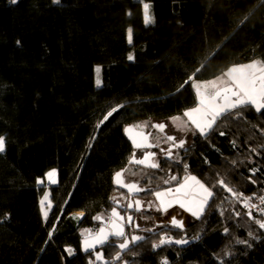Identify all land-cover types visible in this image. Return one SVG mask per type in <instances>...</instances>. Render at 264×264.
Masks as SVG:
<instances>
[{
  "label": "trees",
  "instance_id": "1",
  "mask_svg": "<svg viewBox=\"0 0 264 264\" xmlns=\"http://www.w3.org/2000/svg\"><path fill=\"white\" fill-rule=\"evenodd\" d=\"M249 62L264 65V0H0V264H96L82 242L132 155L124 128L185 116L194 80ZM192 164L222 208L192 246L148 244L130 264H264V229L241 204L264 191V109L221 117ZM53 169L57 184L40 186ZM103 252L121 262L115 246Z\"/></svg>",
  "mask_w": 264,
  "mask_h": 264
},
{
  "label": "flooded vegetation",
  "instance_id": "2",
  "mask_svg": "<svg viewBox=\"0 0 264 264\" xmlns=\"http://www.w3.org/2000/svg\"><path fill=\"white\" fill-rule=\"evenodd\" d=\"M252 63L253 62H249V64ZM256 65L257 68L264 67L262 64ZM244 66L242 70L232 72L231 76L225 73L228 76V82L226 84L218 86L215 90H201L200 98L202 101L212 110L217 111L223 109L226 105L234 103V100L237 101L246 96L247 93L237 88V84L239 83L247 86L245 76L251 73L253 69ZM259 75H261V73L258 72L257 76ZM230 88H237L240 93L239 96H233L231 91L227 90ZM215 94H218L217 99L211 100L209 97ZM196 97L198 98L197 94ZM198 104L199 101L197 99V103L194 106ZM248 105L252 106L251 103H248L240 107ZM185 118L187 117L185 116ZM144 122L146 124L148 123L146 127L144 126ZM160 124L165 126L163 130L157 127V125ZM137 128L144 130L149 134V137L146 139L139 138L136 142L146 143L149 146L136 148L131 144L133 149L130 159L134 158L135 162L131 163L129 159V162L122 168L123 183L125 185H136V190H130L128 187L127 190L115 189L117 192L112 196V208L109 214L103 216V220L99 221L98 231L113 220L125 227V237L118 239V241L123 242L122 244L127 243L128 249L126 252H121V250L115 246L119 250L116 257L117 259L121 258V262L118 264H122L123 262L130 264L139 256L141 249L148 244H150L154 250L162 246H174L179 249H187L200 239V234H197L196 231L197 227L207 219L209 213L213 209L218 211L222 208V205L216 202L217 194L215 190L194 171L192 164L193 151L200 137L207 138L215 127L204 136L188 118L184 125L179 123L176 124L172 121V118H170L162 121H143V127ZM169 137H175V139L170 140L168 139ZM181 140L185 142L184 147H174V145H178ZM169 150H171V156L167 155ZM146 153L155 154L151 157L150 163H156L159 167L153 168L149 163H146L147 165L137 163V161L144 159ZM192 176L201 181L213 193L212 197L209 198L208 204L205 206L204 213L199 218L193 216L185 208H181L174 202L176 198L182 197V193L177 194L175 192V189L179 187L181 183H185L187 180L190 186L194 185L193 181L187 179ZM173 177H175V179H173ZM169 188L173 189V192L169 193L163 199L166 202L173 201V204L172 207L168 208L167 212H165L161 206L160 198L156 197L155 193L166 192ZM194 195L199 199V194L194 193ZM129 205H131V207H129ZM114 211L118 214L117 217L113 216ZM173 216L176 220L182 221V228L171 223ZM119 217L123 219H119ZM129 217H131V222H129ZM136 236L142 237L143 239L133 240V237ZM162 238H170L172 241L187 240L190 244L185 247H178L174 242L160 245V240ZM115 240L116 239L111 238L105 245L101 246L99 250H103L105 246H114L111 245L110 242ZM194 240L197 241L193 242ZM157 245H159V247H156ZM113 262L112 259V264Z\"/></svg>",
  "mask_w": 264,
  "mask_h": 264
},
{
  "label": "snow or ice",
  "instance_id": "3",
  "mask_svg": "<svg viewBox=\"0 0 264 264\" xmlns=\"http://www.w3.org/2000/svg\"><path fill=\"white\" fill-rule=\"evenodd\" d=\"M11 2L16 3L17 0H11ZM54 2H58V0H54ZM149 7L150 6L148 3H145L143 5L144 22L146 24L152 22V17L148 13ZM131 35H132V30L129 29L128 30L129 40H131ZM17 43H19V41ZM128 59L132 60L133 57L130 55ZM245 67H251L253 71L245 76V80H247V86H244L238 83L237 88H239L242 91H245L247 93L246 96L238 99L233 104H231L229 107L217 110L215 113L203 107V105L201 104V101L199 100V103H200L199 107H196L184 113V115H186L191 120L192 124L195 125L196 129H198L200 133H204L206 130H211L213 128V124L215 123L220 113L226 112L229 109H235L238 106L245 105L248 103L255 105L256 110H260L261 108H264V67L257 68V65L255 62ZM258 72L261 73V75L257 76ZM99 83L100 81L97 80V85H99ZM237 88H230L227 90L231 91L233 96H239L240 93L237 90ZM113 111L115 112L116 110L114 109ZM112 115L113 113L111 112L108 113L109 117ZM104 119L107 120L108 117H105ZM157 127L163 130L165 126L163 124H160V125H157ZM129 131H131V129H129ZM220 134L223 135V133H220ZM168 139L170 140L175 139V137H169ZM184 143L185 142L181 140L180 143L178 145H174V147L183 148ZM148 146L149 145H147L146 143H140V142L135 143L136 148L148 147ZM5 147H6L5 137L0 136V154H2L5 151ZM154 155H155L154 153H146L144 159L137 161V163H140V164L149 163L151 167L157 168L159 167L158 164L150 163L151 157H153ZM167 155L171 156V150L168 151ZM251 171L255 172V169H252ZM56 174H57L56 170L53 169L49 171L46 175L49 180H52V178L56 176ZM120 176H121L120 173L116 174V177H117L116 182L118 184L122 182L120 179ZM173 179H175V177H173ZM187 179H190L191 181H193L194 185L190 186L187 183V180L185 183H181L179 187L175 189V192L177 194L182 193V197L176 198L174 202L175 204H178L181 208H185L193 216L199 218L204 213L205 206L208 204L209 198L212 197L213 193L209 190L208 187H206L196 177L192 176ZM52 182L55 183L56 181L52 180ZM221 183L223 182L221 181ZM125 186L128 187L130 190H136V185L134 184L125 185ZM229 191H231V189H229ZM172 192H173V189L169 188L166 192H156L155 193L156 197L160 198L161 206L163 207L165 212H167L168 208L172 207L173 201L166 202L163 198ZM194 193L199 194V199L196 198V195H194ZM261 199H262V202H264V197H262ZM41 203H43V201ZM129 207H131V205H129ZM253 207H255V205H253ZM261 211H264V209H261ZM44 215L45 217H47V212H45ZM237 215H239V213H237ZM248 215L251 216V212H249ZM113 216L117 217L118 214L114 211ZM97 219H100V218L97 217ZM119 219H123V218L119 217ZM128 219H129V222H131V217H129ZM256 222L259 224V227L261 229H264V222H260V221H256ZM171 223L176 225L177 227H181V228L183 227L182 221L176 220L174 216L171 219ZM111 225H112V229L114 230L113 232L114 236L122 237L125 235L123 227L120 224L116 223L115 220L111 221ZM248 235H252V233H248ZM108 238H109V233L104 228H101L99 233L94 237L92 242H89L87 239L84 241V244L86 246L84 250L87 251L89 248L95 247L96 244H104L105 241L108 240ZM141 239L143 238L139 236L133 237V240H141ZM173 242L176 244H187L188 243L187 240L172 241L170 238H162L160 240V245H164L166 243L170 244ZM237 243L244 244L246 243V241L240 240V241H237ZM119 247L124 249L128 247V244L124 243V244L119 245ZM156 247H159V245H157ZM67 251L69 255L72 254L71 249H67ZM163 264H167V260H165Z\"/></svg>",
  "mask_w": 264,
  "mask_h": 264
},
{
  "label": "water",
  "instance_id": "4",
  "mask_svg": "<svg viewBox=\"0 0 264 264\" xmlns=\"http://www.w3.org/2000/svg\"><path fill=\"white\" fill-rule=\"evenodd\" d=\"M242 67H243V66H238V67H235V68L229 69V70H227L225 73H226L227 75L231 76V73H232V72L240 71V70H242ZM195 91H196V94L198 95V98H197V99H198V101H199V100L201 101V104L203 105V107H205V108L208 109L209 111L215 113L216 111L212 110V109H211V108H210L205 102H203L202 99L200 98V95H201V92H200V91H201V90L195 88ZM217 95H218V94H215V95H213L212 97H209V98H210L211 100H212V99H217ZM234 102H235V100H234ZM232 104H233V103H232ZM230 105H231V104L226 105L224 108L229 107ZM199 106H200V103H199L198 105H196V106H193V107H191V108L186 109V110L184 111V113H185L186 111H189V110L194 109V108L199 107ZM241 106H242V105H241ZM252 106L255 107V105H253V104H252ZM238 107H240V106H238ZM255 109H256V107H255ZM232 110H233V109H229V110H227L226 112L220 113V115L217 117L215 123L213 124V128H214L215 125L217 124V121H218L219 118L223 117L225 114L231 112ZM262 110H263V108H261L260 110H257V111L260 112V111H262ZM186 117H187V116H186ZM187 118H188V117H187ZM188 119H189V118H188ZM189 120H190V119H189ZM190 121H191V120H190ZM213 128H212V129H213ZM129 129H131V131H129ZM212 129H211V130H212ZM211 130H206V131L203 133L204 136H206ZM124 134H125L126 138L128 139V141H129L134 147H135V143H137L136 141H137L139 138H144V139H146V138L149 137V134H148V133H146L144 130L138 129L134 124H129V125H127V126L124 128ZM130 162H131V163H134V162H135V161H134V158H131V159H130ZM142 165H147V164H142ZM117 173H120V174H121L120 179H121L122 182L119 183V184L116 182V179H117L116 174H117ZM123 181H124V179H123V170L121 169V170L117 171V172L114 174V177H113V187H114V189L127 190L128 188L125 186V184L123 183ZM99 218H100V219H98L99 221H102V220H103V217H99ZM105 222H106V221H105ZM106 223H107V222H106ZM122 227H123V226H122ZM103 228L109 233V238H108L107 241H109L111 238L116 239L115 241L110 242L111 245L117 246V247L121 250V252H126L128 248H124V249L120 248L119 245H121L123 242L118 241V239H121V238H123V237H125V236H122V237H116V236H114V235H113L114 230L112 229V225H111V223H109L107 226H105V227H103ZM123 230L125 231V227H123ZM99 231H100V230H99ZM99 231H98L97 233H95V234L88 233V235L83 239V242H82V250H83V252H85V253H87V252L92 253L93 256H94L95 262L98 263V264H112V259H108V258H106V257L104 256V252H103V250H99V248H100L101 246L105 245V244L107 243V241H105L104 244H96L95 247H93V248H89L87 251L84 250L85 247H86L85 244H84V241L87 239L89 242H92L93 239H94V237L99 233ZM125 240H126V239H125ZM196 241H197V240H194L193 242H196ZM174 244H175L176 246H178V247H185L186 245L190 244V242H188L187 244H176V243H174ZM122 264H128V263H127V262H123Z\"/></svg>",
  "mask_w": 264,
  "mask_h": 264
},
{
  "label": "rangeland",
  "instance_id": "5",
  "mask_svg": "<svg viewBox=\"0 0 264 264\" xmlns=\"http://www.w3.org/2000/svg\"><path fill=\"white\" fill-rule=\"evenodd\" d=\"M148 13H149V9H148ZM255 63L259 64V65L261 64L260 62H255ZM249 65H251V64L247 63L245 66H249ZM246 68H248V67H246ZM97 80H99V78H97ZM227 82H228V76L226 74H223V75H221V76H219V77H217L215 79H212V80H194L193 81V85L197 89H200V90H203V91H209V90H215L218 86L224 85ZM185 116L184 117L183 116L173 117L172 121L175 122L176 124L179 123V124H183L184 125L185 122L187 121V118H185ZM146 125H148V123L144 124L145 127H146ZM136 127H143V122L137 123ZM52 180H55L56 182L53 183ZM52 180H49L47 175H46L45 178L39 179L38 183H39L40 186H44L46 188L51 186V185H55V184H57V174H56V176H54L52 178ZM116 192H117V190H114L113 194L116 193ZM42 201H43V203H41V206H42L43 213L47 212V217H48V215H49V213H50V211L52 209V206H53V202H52V199H51V193H50V191L48 189L43 194L41 202ZM81 214H82V212H81ZM72 215L75 218H78V214L76 212H74Z\"/></svg>",
  "mask_w": 264,
  "mask_h": 264
},
{
  "label": "built area",
  "instance_id": "6",
  "mask_svg": "<svg viewBox=\"0 0 264 264\" xmlns=\"http://www.w3.org/2000/svg\"><path fill=\"white\" fill-rule=\"evenodd\" d=\"M262 197H264V191L261 194H253L241 201L244 214L252 220L264 222V211H261V209H264V202H262V199H261ZM253 205H255V207H253ZM249 212H251V216L248 215ZM76 213L78 214V218L81 219L85 212L76 211ZM71 250H72V253H74V249H71ZM165 260H167V264H168L169 263L168 258H163L162 263Z\"/></svg>",
  "mask_w": 264,
  "mask_h": 264
}]
</instances>
